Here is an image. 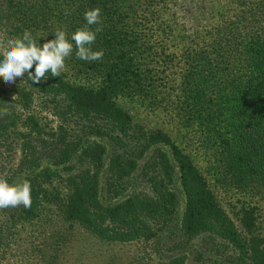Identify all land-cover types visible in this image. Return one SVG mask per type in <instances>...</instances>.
Wrapping results in <instances>:
<instances>
[{"label":"trees","instance_id":"16d2710c","mask_svg":"<svg viewBox=\"0 0 264 264\" xmlns=\"http://www.w3.org/2000/svg\"><path fill=\"white\" fill-rule=\"evenodd\" d=\"M178 1L0 0V40L27 30L41 46L57 30L72 42L87 23L85 12L99 7L101 23L91 27L102 30L91 47L104 52L102 60L86 62L74 50L59 77L49 72L39 84L25 73L7 89L0 77V110L7 104L11 113L0 115V147L19 151L12 172L0 178L32 186L29 209L5 208L6 235L46 209L101 242L151 244L172 254L160 264H264V0H237L244 30L234 36L224 24L208 27L213 3L183 1L177 11ZM192 16H206L200 30ZM184 40L190 44L182 54L170 53ZM178 77L180 94L167 100L185 126L201 128L219 183L244 199L230 212L191 155L116 103L162 105ZM36 100L59 126L32 112ZM104 142L111 155L102 179ZM103 180L110 202L101 196Z\"/></svg>","mask_w":264,"mask_h":264},{"label":"rangeland","instance_id":"374dc122","mask_svg":"<svg viewBox=\"0 0 264 264\" xmlns=\"http://www.w3.org/2000/svg\"><path fill=\"white\" fill-rule=\"evenodd\" d=\"M183 1L192 2L193 4L196 2L195 0H179L177 11L185 7ZM211 3L216 9L212 13L213 17H211L208 27L222 28L221 26L224 24V28L233 36L239 32L238 29L244 27L243 21L239 19L242 12H240L242 4L240 5L239 1L217 0L212 2V0H205V5L208 7H211ZM204 18H195L200 22L199 30L204 26ZM185 22L186 31L192 33L191 26L193 22L191 19H187ZM251 23H253V20H248V24ZM200 36L202 39H209L205 32L200 33ZM184 42H181L175 49H171L170 53L182 54L186 44H190L186 40ZM201 48H203L202 44L197 46L196 49L199 52ZM171 68L172 66L168 67V69ZM168 76L169 84L173 83L174 78L170 76L169 72ZM174 85L176 92L172 93L170 97H166L162 105L159 103L151 106L135 98H118L116 103L124 108L135 122L143 124L146 129H159L169 134L180 147L191 155L195 164L210 181L214 193L223 207L230 212L234 206H239L236 203L238 198L244 199L219 183L218 178L220 176L216 169L217 165L213 162V150L209 144L203 142L199 125L185 126V120L178 116V111H175L174 105L167 100L174 101L176 96L180 94L179 77L174 81ZM4 86L9 89L12 84L4 82ZM35 104L32 112L38 113L40 118L44 117L50 127L61 124V121L51 111L46 110L47 108L44 107L41 100H36ZM65 126L72 127L71 124L67 123H65ZM104 145L107 149L104 161L105 174L108 159L111 155V146L106 142H104ZM18 154V149L11 151L6 147H0L1 176L7 177L12 172L13 165L15 166L17 163ZM3 170L5 171L3 172ZM104 174L102 179L106 176ZM104 184L103 180L101 183V196L103 201L110 202L114 199H112L110 193L106 192L107 188ZM177 191L181 199L177 214L178 219L182 213L183 198L178 186ZM260 208L263 209L264 206H260ZM5 210V208L0 209V264H160L171 254L159 251V248H155L151 244L111 245L101 242L84 229L71 228L62 219L47 215L49 212L46 209L41 212L38 221L18 225L15 229H10V234L6 235L9 228L7 223L9 219L5 214Z\"/></svg>","mask_w":264,"mask_h":264},{"label":"clouds","instance_id":"9594fccd","mask_svg":"<svg viewBox=\"0 0 264 264\" xmlns=\"http://www.w3.org/2000/svg\"><path fill=\"white\" fill-rule=\"evenodd\" d=\"M86 25L77 29L71 35V41L64 30L54 32L55 39L49 40L41 46L26 30L22 36L0 40V77L5 83L13 84L17 78L27 73L28 80L39 84L52 77H59L65 68L66 58L75 50V56L86 62L100 61L103 50H93L91 45L96 41L97 33L102 29L91 26L101 23V9L99 7L87 10L84 14ZM34 67V72L32 71ZM7 104L0 110V115H10ZM32 186L30 181L24 180L19 184H9L0 178V209L23 205L29 209L32 204Z\"/></svg>","mask_w":264,"mask_h":264}]
</instances>
